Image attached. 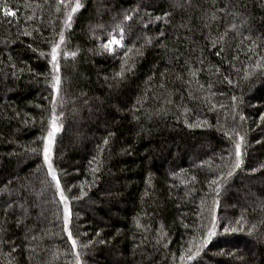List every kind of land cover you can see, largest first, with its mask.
<instances>
[{
    "label": "trees",
    "instance_id": "obj_1",
    "mask_svg": "<svg viewBox=\"0 0 264 264\" xmlns=\"http://www.w3.org/2000/svg\"><path fill=\"white\" fill-rule=\"evenodd\" d=\"M81 3L64 28L56 0H0V264H75L41 139L51 89L40 52L50 51L62 28V50L76 55L60 57L63 117L52 160L61 187H71L66 195L80 196L81 186L86 193L70 200L74 237L92 241L78 246L82 264H181L180 252L189 241L195 251L213 209L217 234L189 264H264V70L254 67L264 64V0ZM4 4L14 16L3 14ZM119 23L125 47L101 50ZM125 60L129 70L117 77ZM189 66L201 70L191 77ZM185 120L207 124L189 128ZM235 132L244 137L242 164L217 197L209 182L230 170ZM247 188L255 195L244 202ZM241 217L243 231H223L229 222L240 227Z\"/></svg>",
    "mask_w": 264,
    "mask_h": 264
},
{
    "label": "snow or ice",
    "instance_id": "obj_2",
    "mask_svg": "<svg viewBox=\"0 0 264 264\" xmlns=\"http://www.w3.org/2000/svg\"><path fill=\"white\" fill-rule=\"evenodd\" d=\"M47 3V0H45ZM191 0H185V4L190 5ZM83 7L81 0H56V10L60 11L61 8L64 10V28H70L71 27V21L73 19V16L76 12H78L81 8ZM226 7V6H225ZM216 11H224V9H216ZM3 14L5 16H14L15 12L14 10H11L7 4H4L3 6ZM169 13L165 12L163 16H156L155 20L160 21L164 20L165 17H167ZM28 19H32V17H28ZM131 19L130 14H125L123 16V20L127 21ZM212 20L216 19L215 13L211 16ZM165 23H167V20H165ZM208 24H205V27H208ZM97 27H102V26H97ZM180 27H186V25H180ZM231 28L235 29V25H231ZM25 35H30V33L25 32ZM164 33L160 32L159 36H163ZM58 39L54 40L50 44V51L47 53L41 51L40 55L42 57L48 58V63L50 65V78L45 77L46 83H48L49 87L51 88V115L48 120V129L46 135L42 136V157H43V165L46 167L47 170V176L50 178V183L51 186L54 187L55 193L59 197V203L63 205V216H62V231L67 235V240L71 244V253L74 255L75 258V264H82V256L79 251H77L78 246L81 248H87L91 245L92 241L89 240L87 242L80 243L78 242V237H74L73 232L71 231L70 224L72 221V216L73 213L70 208V200L72 199H80L82 198L86 193L84 192L83 186H81V191H80V196H68L66 195V191L70 192L71 187L69 186L67 189H63L61 187V182L57 174V169L53 165V160H52V149H53V144L56 138V135L58 132L61 131L62 127V121L61 117L63 116V113L57 112L58 106L63 105V88H62V77L60 75L61 72V67H60V57L63 55L64 57H68L71 55L72 57H75L76 52L73 51L69 53L66 50H62L61 46L65 43V33L64 29L62 28L58 34ZM107 39L100 44V48L103 51H106L110 54H115L117 49L124 48L125 43H124V37H125V28L122 23L116 24L112 31H109L107 33ZM244 40H249V36H244ZM224 40V36L221 35L216 39L211 40V46L216 47L218 43ZM149 43L151 41H148ZM31 47V46H30ZM256 47L255 42L253 41L252 47L249 48V51L252 50V48ZM131 51V49H129ZM140 50L138 49L137 52ZM224 49L221 47L219 51L216 52L217 56H220L221 52H223ZM124 56H128V52L124 53ZM11 59V58H9ZM233 59H236V57H233ZM264 59V58H262ZM201 64L204 63L203 59H200L199 61ZM127 61L125 60L121 64V71L116 73L117 77H122L124 71L129 70L125 68V64ZM187 64L188 61H185ZM234 67V66H233ZM257 69L264 70V64L260 63L259 61L256 63L254 66ZM13 68L15 69V65H13ZM201 69H193L191 66L188 67V73L189 76L195 77L197 75V72H199ZM22 72L23 69H20ZM216 73L220 72V69L217 67L215 69ZM236 71H239V69H236ZM13 75H15V72H13ZM162 76L164 75L163 73L161 74ZM249 74L245 72V76L247 77ZM179 78V77H177ZM224 79L227 80L229 84H232V80H230L227 76H224ZM185 83L191 85V81L187 80ZM161 88L164 87L163 83L160 85ZM200 88H203V85L199 86ZM233 101H236V97H232ZM168 103H171V100L167 101ZM212 107H215L213 105ZM241 120L244 119L243 116L240 117ZM264 119V117H262ZM27 123V121H25ZM185 124L189 128L193 127H201L203 125L207 124V121H202V122H196V123H189L187 120H185ZM226 136H229V133H225ZM230 138H233L230 136ZM108 141L107 139L104 140V144H107ZM244 144V137L240 135L239 132L234 133V142H233V151H234V162L230 168V170L227 172L225 175L224 173H221L219 176L214 177L212 180H210V185L215 186V193L216 196L218 197L220 195V190L223 187L224 183L227 181L228 177H231L236 169H239L242 164V156L244 155V152L242 151V146ZM29 151L32 152H37L38 149L36 148H31ZM233 152H229L228 155H232ZM95 159V158H94ZM96 171H99L98 167L93 168V172L95 173ZM251 171L255 172L256 169L253 168ZM194 179V178H193ZM217 201L214 200V204H216ZM13 205L11 203H8L5 205V214L7 215L8 209L11 208ZM19 207H23V205H18ZM24 211L27 212V209L24 208ZM242 220L243 217H241L239 220H236L234 223L236 225H240V227H234L232 226L233 222H229L226 224L223 228V231L225 233L227 232H237V231H243V226H242ZM19 220H17V223L19 224ZM211 226L207 228L206 232L203 234L202 239L195 244V251H193V241L188 242V248L185 251H181L179 255V260L181 264H189V262L193 261L199 254L201 249L207 245V243L211 240L212 237H214L216 233V227H217V217L215 215V210L213 209V214L211 216V221H210ZM141 225L139 224V221L137 220V227H140ZM187 227V225H185ZM249 232H251V229H249ZM161 237L164 235V233H160ZM97 236H99V232H97ZM26 239H29L26 236ZM30 239L32 240H38L40 237L37 236H32ZM160 241L158 240L157 243ZM99 243H104L103 240H100ZM30 247V246H29ZM165 247H167V244H165ZM13 251H15V246L13 245L12 248ZM32 251H35V248L32 249ZM175 259V257H174Z\"/></svg>",
    "mask_w": 264,
    "mask_h": 264
},
{
    "label": "rangeland",
    "instance_id": "obj_3",
    "mask_svg": "<svg viewBox=\"0 0 264 264\" xmlns=\"http://www.w3.org/2000/svg\"><path fill=\"white\" fill-rule=\"evenodd\" d=\"M78 139L76 138L75 139V142L77 141ZM55 145V141H54V144H53V147ZM53 151V149H52ZM240 195L243 197V201L244 202H249V197H251L252 195H255V192L252 191V190H249V188H247L246 192H245V195H243L242 193H240ZM251 246V245H250Z\"/></svg>",
    "mask_w": 264,
    "mask_h": 264
},
{
    "label": "bare ground",
    "instance_id": "obj_4",
    "mask_svg": "<svg viewBox=\"0 0 264 264\" xmlns=\"http://www.w3.org/2000/svg\"><path fill=\"white\" fill-rule=\"evenodd\" d=\"M62 17L64 18V12H63V14H62ZM122 56L124 57V54H122ZM119 58H121V57H119ZM49 86V85H48ZM49 89H51L50 87H48ZM58 113H59V111H58ZM63 117V116H62ZM62 117H61V121H62ZM54 151V150H53ZM53 151H52V157H53Z\"/></svg>",
    "mask_w": 264,
    "mask_h": 264
}]
</instances>
